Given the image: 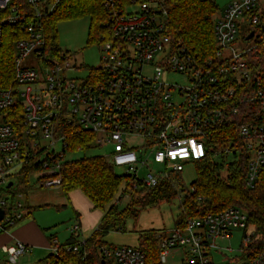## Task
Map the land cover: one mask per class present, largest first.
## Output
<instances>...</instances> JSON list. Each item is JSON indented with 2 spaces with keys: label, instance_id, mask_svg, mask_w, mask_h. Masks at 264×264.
I'll return each instance as SVG.
<instances>
[{
  "label": "built area",
  "instance_id": "1",
  "mask_svg": "<svg viewBox=\"0 0 264 264\" xmlns=\"http://www.w3.org/2000/svg\"><path fill=\"white\" fill-rule=\"evenodd\" d=\"M59 1L0 0V47L6 25L16 24L18 31L14 82L0 86V188L14 184L31 163L41 165L32 177L60 186L70 128L93 134L97 147H110L114 165L127 166L128 174L134 170L135 185L155 186L170 172H181L188 161L240 154L242 148L249 155L247 184L259 182L264 170V72L250 56L264 61V0L231 1L214 20L217 48L209 55L168 32L162 0H103L104 26L97 35L101 64L92 69L49 43L44 17ZM239 41L245 45L235 47ZM30 54L38 67L24 63ZM77 68L87 74L74 77ZM173 74L187 83L170 82L167 77ZM135 137L143 142L132 143ZM58 142L62 151L56 149ZM150 158L164 169L137 179V164L149 166ZM0 207L5 213L1 230L2 224L14 225L26 215L23 203L9 196ZM69 231L83 235L78 219ZM235 231L243 232L239 249L222 264H264V233L236 205L162 231L161 260L179 247L185 252L183 264H214L215 251L226 255L219 241L231 239ZM28 249L21 241L2 247L12 264ZM100 250L108 264H146L137 246L102 245Z\"/></svg>",
  "mask_w": 264,
  "mask_h": 264
},
{
  "label": "trees",
  "instance_id": "2",
  "mask_svg": "<svg viewBox=\"0 0 264 264\" xmlns=\"http://www.w3.org/2000/svg\"><path fill=\"white\" fill-rule=\"evenodd\" d=\"M168 11V32L175 38L182 39L192 50L209 55L217 48L213 25L218 5L216 0H162ZM105 11L103 0H60L54 9L44 17L49 43L61 51L58 40V23L64 20L83 16L90 17L89 40L98 39L102 31ZM96 34V35H95ZM4 43L0 47V86L11 87L14 79L13 57L14 43L18 36L17 25L8 24L3 29ZM255 67L262 66L264 61H257V56H250ZM86 69L92 67L84 66ZM255 71V70H254ZM21 117V115H20ZM13 123L19 128L21 122L14 118ZM68 150H87L92 147L93 134L69 129ZM239 159L225 167V164L214 162V155L198 161L197 178L192 183L193 189L187 191L180 204V213L175 226H184L190 218L203 217L211 212H218L229 206L244 208L252 224L264 233V170L259 182L250 187L247 184L249 155L242 148ZM114 164L107 155H84L77 159L65 160L60 169V188L70 198L74 191H80L89 201L91 209L100 211L101 220L91 235L81 243L77 236H71L65 243L55 242L56 235L50 234L52 251L48 256L50 264H108L101 254L102 245H110L103 237L111 231H124L125 222L138 215L139 210L155 206L163 201H172L180 194L181 172H170L155 186L144 185L139 191L133 184L131 174L118 175ZM226 168V176L222 170ZM41 169L40 163H31L23 167L17 181L10 187L0 188V200L27 192L33 173ZM177 178L179 184L173 181ZM40 182V178L37 179ZM123 183L125 186L122 188ZM131 191V201L123 208L114 202L118 194ZM182 191L184 189H181ZM137 194V195H136ZM121 200L119 197L118 201ZM30 209L31 206L27 205ZM30 211L25 215L31 214ZM79 220L80 214L76 215ZM21 220V219H20ZM80 222V220H79ZM1 232L12 225L2 224ZM174 226V227H175ZM161 230L146 229L139 232V247L146 256V264H163L161 260ZM80 244L81 250L73 251L72 246Z\"/></svg>",
  "mask_w": 264,
  "mask_h": 264
},
{
  "label": "rangeland",
  "instance_id": "3",
  "mask_svg": "<svg viewBox=\"0 0 264 264\" xmlns=\"http://www.w3.org/2000/svg\"><path fill=\"white\" fill-rule=\"evenodd\" d=\"M231 1L233 0H216L219 7L216 17H219L223 14L224 9ZM57 30L60 47L71 56L72 61L76 59L79 65L84 64L88 65L89 67H96L101 64L102 51L96 37L91 41L89 40V16L61 21L58 23ZM240 45H245V41H239V44L235 43V47H239ZM24 63L37 67L39 65L33 54L28 55V57L24 60ZM86 74L87 70L82 68H77L71 72V75L80 78L85 76ZM167 78L170 82H178L181 85L187 83V81L181 75L173 74L168 76ZM134 140L136 142L132 143L136 145H139L143 142V138L140 137H135ZM56 149L62 151L63 147L61 142H58L56 144ZM109 150L110 147L101 148L92 143V147L85 151L82 149H78L76 151H67L66 159H77L84 156L85 154H102L108 156ZM238 159L239 153L234 154L232 152L227 154L218 153L214 155L213 158L214 162L218 164H225V167H227L229 163ZM197 163L198 162L196 161H188L185 164V167L181 171L179 176L182 185V187L180 188V194L176 196L172 201H163L155 206L139 210L137 216L130 217L126 220V229L124 231H111L103 237V240L105 242H108L110 245L115 246H139V232L141 230L156 229L166 232L171 231V229L175 226L177 217L179 216L180 204L184 195L187 193V191H191L193 189L192 183L197 178ZM148 164L149 166L141 167L140 164H137V167H139V171L137 172V179H146L149 173L155 174L159 170L164 169V165L155 162L153 158H150ZM114 169L118 175L128 174L127 166L115 165ZM130 173L134 174V170H131ZM226 174L227 171L225 168L222 170V176H226ZM172 179L176 184H179L177 178L173 177ZM30 180V187L28 188L27 192L17 196L16 202L21 201L23 203L24 207L22 208V210L25 212H29V208L27 205H30L32 213L12 225L9 230H11L13 227L24 225L32 221L35 224L45 227V233H48V235H56L60 243H65L72 236L69 228L75 222H77V212L79 214H82V216L85 215L84 210L85 207L88 206V204L77 205L74 200L72 202L71 195L69 200L60 186H47L44 183V180L38 182L36 177H31ZM144 185L145 184H139L137 186V190L139 191ZM124 186L125 183H123L122 188ZM181 189L184 190L182 191ZM131 191L133 190H130L127 194L124 195H121L120 192V194H118V196L115 198L114 202L118 203L121 208L125 207L131 201ZM80 194L82 195V193ZM119 197H121L120 201H118ZM85 200L86 203L89 202L87 199ZM87 212L91 214L96 213L95 216L97 217L98 215H100V219L98 217L95 223L93 225H89L88 227L84 225L86 228L83 227V235L81 234L78 237V240L80 241H82L84 237H88L91 235L93 230L99 224L102 216V213L100 211L92 210L91 207L90 210H87ZM81 221L84 224L83 219H81ZM242 234V231H235L231 239L219 241L218 244L223 248L222 252L226 255H221L220 253H217L219 251H215L214 264H222L223 260H225L223 259L224 257H232L237 254ZM48 244L42 247L29 245L27 253L22 255L19 258L18 263L16 264H50L48 256L53 251L52 249H50L52 246L50 240H48ZM184 257V249L177 247L171 250L170 254L167 257V260L163 262V264H183ZM0 264H12L10 262L8 254L4 253L3 251H0ZM114 264H116V262Z\"/></svg>",
  "mask_w": 264,
  "mask_h": 264
},
{
  "label": "crops",
  "instance_id": "4",
  "mask_svg": "<svg viewBox=\"0 0 264 264\" xmlns=\"http://www.w3.org/2000/svg\"><path fill=\"white\" fill-rule=\"evenodd\" d=\"M78 192H80V191H74L71 193L72 202L74 200L77 205H87L88 204V206L85 207V210H84L85 215L82 216V214H80V216H79L80 224H81V227L83 229V227H85V226L88 227L89 225H93L95 223V221L98 219V217L100 219V215H98V217H97V216H95L96 213L91 214V213L87 212V210H90V207H91L90 203L89 202L86 203L85 199H87V198L82 194L85 197V199H84V197L80 194L81 192L80 193H78ZM69 200H70V198H69ZM29 211H30V209H29ZM26 213H28V212H26ZM81 219H83L84 224L82 223ZM44 229H46V228L42 227L41 225L35 224L32 221H30L24 225L13 227L11 230H9V228H8L7 230L0 233V251H3L2 247L4 245H15V244H17L18 241H21V242L27 244L28 246L29 245H35L38 247H42L44 245H47L50 234L48 235V233H45ZM31 237H32V239H31ZM50 249H52V246Z\"/></svg>",
  "mask_w": 264,
  "mask_h": 264
},
{
  "label": "water",
  "instance_id": "5",
  "mask_svg": "<svg viewBox=\"0 0 264 264\" xmlns=\"http://www.w3.org/2000/svg\"><path fill=\"white\" fill-rule=\"evenodd\" d=\"M253 36V33H251L247 39H250L251 37ZM13 185V182H10L8 185H7V188H10L11 186ZM4 209L0 207V222L3 220L4 218Z\"/></svg>",
  "mask_w": 264,
  "mask_h": 264
}]
</instances>
